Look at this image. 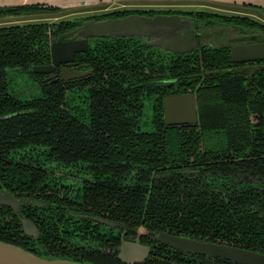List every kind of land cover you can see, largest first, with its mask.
<instances>
[{"label":"flooded vegetation","instance_id":"flooded-vegetation-1","mask_svg":"<svg viewBox=\"0 0 264 264\" xmlns=\"http://www.w3.org/2000/svg\"><path fill=\"white\" fill-rule=\"evenodd\" d=\"M59 12L0 11V20L7 19L3 21L5 23L0 21V27L72 20L58 26V31H52L48 27L41 47L48 55L46 58L38 56L40 62L32 64L28 69L20 66L5 68V88L0 90V104L9 101L24 104L56 101L57 104L52 107H27L0 114V119H7L27 111L24 115L25 124L15 123V128L11 130L13 132L15 129L20 140L5 137L0 139V177L4 180L0 190L11 192L18 200L15 208L0 204V238L34 254H61L75 259L94 258L98 261L116 259L120 264H238L225 257L172 247L158 239L161 233L264 254V240H259L263 246L259 245L258 239L261 236L249 233L244 226L247 209L243 201L239 203V200L248 189L241 172L234 175L236 181L231 180L233 175L216 171L215 168L213 173L207 175V170H203L205 166H197L196 162L199 161H195L199 157H206V150L240 148L241 144L247 143V139H200L197 145L181 140L183 144H187L184 148L193 150L194 153L182 165L174 163L175 171H169L172 165L165 164L160 159L164 157V151L176 153L180 150L178 148L182 145L178 141L171 139L170 144L165 140L156 143L149 137L137 140L121 135L124 131L133 134H151L153 131L162 133L166 127L181 126H186L187 131L188 126H197L199 131L197 105L196 123L166 122L164 97L188 92L196 95V92L191 88L182 91L176 81L178 75H169L167 62L172 58L168 59L165 53L171 52L175 54L174 57H178L194 54L196 51V62L192 61L190 66L197 67L202 60V46L231 47L254 41L239 39L245 36L243 31H239L240 24L245 22L236 19V26H229L236 31L237 35L232 39L237 38V41L215 44L208 39L214 29L220 27L218 30L221 32L222 25L201 24V21L197 22L196 15L180 8H153L120 3L113 8H103L91 14L50 19ZM174 13L192 20V30L185 33L184 39L180 37V33L167 36L166 31L159 29L158 34H154L155 29L150 31L148 27H143L135 35L89 37L85 49L75 52L71 61L58 65L52 63L53 41L86 20ZM21 17L28 19L22 21ZM76 38L79 36H64L61 40ZM194 39L195 42L192 41ZM261 39H264V35ZM174 41L180 43L177 45ZM152 49H157L160 53L150 54ZM244 64L236 63L231 69L246 71ZM39 66L53 68L47 71L33 69ZM8 67L32 75L40 87L39 95L19 98L11 92L6 71ZM166 82L174 85L169 94L165 93ZM76 104L79 109L71 108ZM115 110L128 120L130 117L132 122L114 121L112 118L117 113ZM133 116L139 122H134ZM22 117L19 116L20 119ZM63 128H66V135L55 138L52 136L53 132ZM108 131L111 133L108 134ZM147 133L144 136H150ZM235 133L239 135L238 132ZM25 136L28 137L24 139ZM6 141H10L13 144L11 148L15 149H7ZM24 145L28 146L26 150L23 149ZM31 146H38L39 149ZM157 151L160 152L159 157L156 155ZM35 152L39 153L38 156ZM255 157L262 161L264 153L257 156H226L224 161H254L252 159ZM129 159L145 164L141 168L133 164L127 165L128 169L120 177L119 163L130 161ZM151 159L158 162L149 166ZM20 173L30 177L31 185L26 183L29 187L6 183L8 176ZM181 175H188L190 180H201L207 175L210 185L201 186V182L197 185L192 182L186 186ZM168 176L176 177V185H163L172 184V181L165 178ZM251 186L254 190V185ZM255 192L259 195L257 206L248 210L249 216H253L254 210L258 208V215L251 221L257 230L258 225H264V216L260 213L264 186H256ZM24 221L31 222L33 234L25 232ZM249 241L254 243L250 244ZM128 242L139 243L148 247V250L137 261L122 260L119 254L123 243Z\"/></svg>","mask_w":264,"mask_h":264},{"label":"trees","instance_id":"trees-1","mask_svg":"<svg viewBox=\"0 0 264 264\" xmlns=\"http://www.w3.org/2000/svg\"><path fill=\"white\" fill-rule=\"evenodd\" d=\"M63 8L56 5H46V4H17L0 6V11L2 12H19V13H45V12H59ZM191 14L196 15L197 22L201 21V24L212 25L220 24L222 26H236V19L242 20V25L240 24L239 31L248 32L250 29L262 28L264 30V25H260L255 22L250 16L237 15V14H220L207 11H195L194 9L188 10ZM71 22L72 20H67ZM67 21H61L58 23H33V24H23L14 25L7 27H0V90L5 88V68L7 66H20L24 69H28L32 64L40 62L38 56L46 58L48 55L42 46L44 44V34L48 27L52 31H58L60 25H63ZM76 22H79L78 20ZM257 26V27H256ZM201 63L197 67L190 66L194 59H197L196 51L190 55L174 57L175 54L171 52L165 53L166 57L172 58L168 63V72L170 76L178 75L177 84L182 88V91H186L187 88L195 89L197 96V106L199 114V128L197 126H188L189 130H186V126L181 127H166L161 133L159 131H153L147 134L150 136H144L146 133L136 132L133 134L130 131H124L121 135L127 139H145L150 138L156 143H161V140H165L167 144H170L171 139L178 141L182 146L176 151V153H168L164 151V157L161 158V162L165 161V164L172 165L168 170L175 171L174 163L182 165L188 159L190 154H193V150L185 149L181 140L190 141L197 145L200 139L208 140H223V139H234L241 138L247 139L246 144H241L238 148H227L223 150H206L204 155L206 157H199V161L196 162L198 165H204L203 170H207V175L213 173V168L216 171L224 172L233 177L231 180L236 181L234 175L241 172L242 177L245 178L247 191L239 200V203L243 201L246 210V223H244L245 229L251 234H258L261 236L259 240H264V225H258L257 230L252 225L251 221L254 216L258 215V208L254 210L253 216H249L251 207L257 206V200L259 195L255 192L256 186H264V157L259 160L258 157L252 159L254 161L242 160L239 162H227L224 161L226 156L236 157L240 155H255L259 153H264V66L260 69H255L252 71H236L231 69L236 63L232 62L230 59V46H202ZM43 53H42V52ZM150 54L160 53L157 49L150 50ZM196 62V61H195ZM258 63H263L264 61H258ZM199 84V85H198ZM174 85L170 82H166L165 93L169 94L172 92ZM42 100V99H41ZM57 102L40 101L38 104L36 102H30L24 104L21 102L9 101L7 103L0 104V114H8L12 111L24 109L27 107H52L56 105ZM66 106L68 107V101H66ZM73 109H79V106H71ZM27 110V109H26ZM116 111V110H115ZM114 114V121L120 122H132L125 118V116L116 111ZM27 111L22 112V114H16L14 116L8 117L7 119H0V139L1 138H11L19 139L20 136L16 135L15 129L13 132L11 130L15 128V123L25 124ZM19 116H23L22 119ZM109 117V116H108ZM134 122H139L136 116H133ZM111 131V130H110ZM108 131L107 133H111ZM238 132L239 135H237ZM104 133V132H103ZM66 135V128L60 129L59 131L53 132L52 136L55 138L57 136ZM110 136V135H109ZM108 136V138H109ZM28 136H25L27 138ZM23 138V136H22ZM7 149L11 148L13 144L10 141H6ZM25 144V143H24ZM217 144V143H216ZM214 145V144H213ZM215 146V145H214ZM24 150L28 146H23ZM35 149H39L38 146H31ZM211 147V146H208ZM38 152L35 155L38 156ZM43 154V153H42ZM156 155L159 157L160 152L157 151ZM213 156L214 158H209ZM214 159V161H213ZM130 161H120L119 163V176L126 172L127 165L133 164L140 168L145 162L139 160L129 159ZM158 160L148 163L149 166L157 163ZM209 162V163H206ZM229 163V165H227ZM179 165V166H180ZM0 168V175H1ZM207 175L205 178L190 180L188 175H181L184 179V183L187 186L189 183H194L195 185L201 182V186L210 185L207 180ZM215 175V174H214ZM222 175V174H221ZM164 178V177H163ZM168 181H172V184H163L166 186L176 185V177L171 176L165 177ZM176 179V180H175ZM30 177L24 176L22 173L15 176H8L7 182L11 186L26 187L31 185ZM4 180L0 177V185H3ZM161 182L163 179L160 180ZM160 181L158 182L160 184ZM254 184H253V183ZM28 183V185L26 184ZM164 183V182H163ZM251 185H254V190ZM29 187V186H28ZM262 205L260 207L261 214L264 216V193L261 197ZM235 207V206H234ZM242 213L244 211H241ZM241 213V214H242ZM252 230V231H251ZM257 231V232H256ZM0 240H2L0 238ZM4 241V240H2ZM8 242V241H7ZM253 244L254 241H249ZM257 244V243H255ZM259 245L263 246V243L259 241ZM37 255H55L66 258H71L78 261L90 262L93 264H120L116 259H109L107 261H98L96 259H75L61 254H49L40 253Z\"/></svg>","mask_w":264,"mask_h":264},{"label":"water","instance_id":"water-1","mask_svg":"<svg viewBox=\"0 0 264 264\" xmlns=\"http://www.w3.org/2000/svg\"><path fill=\"white\" fill-rule=\"evenodd\" d=\"M188 11L190 9H180ZM195 11H207L220 14L207 9H194ZM229 15V14H227ZM252 18V17H251ZM254 19V18H252ZM260 25H264L254 19ZM148 27L150 31L155 29L154 34H158L159 29L166 31L167 36L180 33L184 39L185 33L192 30V20L190 17H182L179 14H157L151 17L143 15H130L122 18L95 20L90 19L72 29L71 31L59 36L57 41L52 43V63L58 65L61 62H68L73 59L74 53L85 49L87 38L97 36H122L135 35ZM152 33V32H151ZM77 35L79 38L62 41L61 38ZM253 35V36H252ZM264 30L262 28L250 29L245 32V36L240 40H252L230 47V59L235 63H254L264 61ZM234 40H238L237 38ZM195 42V39L192 40ZM177 45L179 41H174ZM173 42V43H174ZM192 42V43H193ZM169 47V46H168ZM168 50L179 51L178 49L167 48ZM53 66L33 67L35 71H47ZM250 71V70H249ZM164 113L166 122L175 123H196L197 122V103L196 95L193 92L182 93L177 96H166L163 99ZM18 202L14 195L9 191L0 190V204H5L15 208ZM24 230L28 234H33L31 222H23ZM158 239L172 247L206 255H217L230 259L238 264H264V254L258 251L238 248L234 246L217 244L204 240H197L186 236L161 233ZM148 247L139 243H123L119 257L126 261H137L142 258ZM0 264H93L85 261H78L71 258L55 255H37L25 250L17 245L0 240Z\"/></svg>","mask_w":264,"mask_h":264},{"label":"rangeland","instance_id":"rangeland-1","mask_svg":"<svg viewBox=\"0 0 264 264\" xmlns=\"http://www.w3.org/2000/svg\"><path fill=\"white\" fill-rule=\"evenodd\" d=\"M125 2H121V0H116L112 3L107 2H98V3H91L86 4L84 2H81L79 5H72V6H66L63 7L64 9L60 11L56 17H51V20H56L58 18H66L73 15H86L91 14L96 10H101L103 8H113L117 6L120 3L130 4V5H147L150 7H157L161 6L163 8H180V9H194V7L191 5L189 0H177V1H168V0H122ZM119 2V3H118ZM230 14V13H226ZM252 17V16H251ZM24 20H27L28 18L21 17ZM260 22L264 21L257 19L255 17H252ZM7 19L0 20L2 23H5L3 21H6ZM20 21V22H22ZM220 28V27H219ZM219 28L214 29L215 31L211 32L210 38L208 39L210 42H213L215 44H221V43H231L232 37L236 36L237 33L234 29H232L229 26H221V32L218 30ZM206 37V36H204ZM231 38V39H230ZM262 66H264L263 63H249L247 62L244 64V67L249 70L260 69ZM8 74V87L11 92L16 94L19 98H26L30 96H37L40 93V87L37 82L33 80V76L26 72H20L17 68H11L8 67L6 69Z\"/></svg>","mask_w":264,"mask_h":264},{"label":"crops","instance_id":"crops-1","mask_svg":"<svg viewBox=\"0 0 264 264\" xmlns=\"http://www.w3.org/2000/svg\"><path fill=\"white\" fill-rule=\"evenodd\" d=\"M118 1V0H117ZM170 1V0H168ZM177 1V0H171ZM194 9L252 16L264 21V0H189ZM84 0H0V5L51 4L61 7L79 5ZM121 2H125L122 1Z\"/></svg>","mask_w":264,"mask_h":264},{"label":"built area","instance_id":"built-area-1","mask_svg":"<svg viewBox=\"0 0 264 264\" xmlns=\"http://www.w3.org/2000/svg\"><path fill=\"white\" fill-rule=\"evenodd\" d=\"M114 1H116V0H84V3H86V4L98 3V2H102V3H104V2L112 3Z\"/></svg>","mask_w":264,"mask_h":264}]
</instances>
